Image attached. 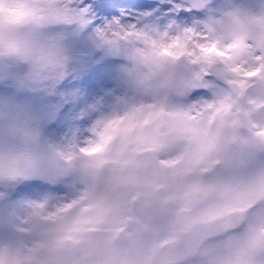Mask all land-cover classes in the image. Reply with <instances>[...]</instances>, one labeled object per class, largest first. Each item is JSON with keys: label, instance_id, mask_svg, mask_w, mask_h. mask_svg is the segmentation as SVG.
Returning <instances> with one entry per match:
<instances>
[{"label": "clouds", "instance_id": "obj_1", "mask_svg": "<svg viewBox=\"0 0 264 264\" xmlns=\"http://www.w3.org/2000/svg\"><path fill=\"white\" fill-rule=\"evenodd\" d=\"M182 2L202 17L95 30L124 61L129 101L83 143L0 129V191L78 185L66 202H0V264H264V0ZM86 22L80 0H0V59L59 80L69 55L56 33ZM193 88L207 98L190 101Z\"/></svg>", "mask_w": 264, "mask_h": 264}, {"label": "rangeland", "instance_id": "obj_2", "mask_svg": "<svg viewBox=\"0 0 264 264\" xmlns=\"http://www.w3.org/2000/svg\"><path fill=\"white\" fill-rule=\"evenodd\" d=\"M230 2L232 0H208L213 10ZM80 3L81 8L87 10V22L97 18V23L90 30H86V22L56 33L69 55L63 75L66 85L61 87L58 83L63 77L51 82L38 80L25 66L0 59V129L23 122L38 130L50 143L61 146L83 143L97 122L113 115L129 101L121 71L124 61L98 46L95 30L113 20L130 24L140 21L164 24L175 19L174 13L185 12L186 18L175 20L191 23L203 15L200 10H189L182 0H131L130 4L122 5L110 0H80ZM104 8L111 11L102 14ZM98 18L102 20L98 22ZM99 50L102 54L94 65L99 66L100 63L103 67L98 68L95 74L92 90L84 94V70L90 66L92 59L89 57ZM197 89L204 88H193L190 93ZM190 93L188 99L192 102L208 96V92L201 93L191 100ZM64 103L69 108L63 113L60 108ZM24 182L34 186L22 192L19 184ZM20 183L9 191H0V202H11L13 209L17 205L31 203L55 204L72 199L78 191L77 183L68 178H29ZM51 185H56L57 191L51 193Z\"/></svg>", "mask_w": 264, "mask_h": 264}, {"label": "snow or ice", "instance_id": "obj_3", "mask_svg": "<svg viewBox=\"0 0 264 264\" xmlns=\"http://www.w3.org/2000/svg\"><path fill=\"white\" fill-rule=\"evenodd\" d=\"M84 12H87L86 9H83ZM119 130V122H116L115 124L113 125H110L109 126V130L106 131L105 133V136L102 137V143L101 144H98L96 146H94L92 149H85L84 151L86 152H92V153H95L97 151H101L104 144H106L112 137V135ZM87 209H85L84 211H86Z\"/></svg>", "mask_w": 264, "mask_h": 264}]
</instances>
